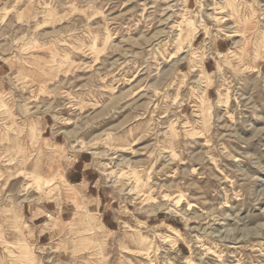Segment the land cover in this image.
<instances>
[{
    "label": "rangeland",
    "instance_id": "1",
    "mask_svg": "<svg viewBox=\"0 0 264 264\" xmlns=\"http://www.w3.org/2000/svg\"><path fill=\"white\" fill-rule=\"evenodd\" d=\"M202 30L240 59L212 100ZM85 152L112 230L66 182ZM0 264H264V0H0Z\"/></svg>",
    "mask_w": 264,
    "mask_h": 264
},
{
    "label": "crops",
    "instance_id": "2",
    "mask_svg": "<svg viewBox=\"0 0 264 264\" xmlns=\"http://www.w3.org/2000/svg\"><path fill=\"white\" fill-rule=\"evenodd\" d=\"M232 40L227 37L214 38L212 33L206 30L197 32L192 40V53L189 59L185 60H201L200 67L203 73L202 81L209 84L206 91V98L212 100L217 96L218 84L215 82L213 74L218 70V62L221 60H229L231 68L240 60L237 54L233 53ZM252 50L248 43L244 47V60H249L248 56H252ZM58 136V134H56ZM55 136V137H56ZM90 153L85 152L76 156L75 161L65 171V179L70 186H80L90 201L89 208L93 207L94 213L101 215L102 222L108 230H112L116 220L112 208L106 199H103L102 190L97 186L99 180L98 172L90 165ZM72 202H58L56 200H48L37 206L31 213V221L38 227L37 241L44 245L51 238L55 228L42 227L49 225H59L65 222L66 218L72 213Z\"/></svg>",
    "mask_w": 264,
    "mask_h": 264
},
{
    "label": "bare ground",
    "instance_id": "3",
    "mask_svg": "<svg viewBox=\"0 0 264 264\" xmlns=\"http://www.w3.org/2000/svg\"><path fill=\"white\" fill-rule=\"evenodd\" d=\"M197 34H195V36H196ZM195 36L192 38V39H194L195 38ZM191 45H192V41H191V44H190V46L189 47H191ZM199 83H202L203 81L202 80H199L198 81ZM43 230L45 229V227L44 228H42ZM177 229V228H176ZM178 230V229H177Z\"/></svg>",
    "mask_w": 264,
    "mask_h": 264
}]
</instances>
